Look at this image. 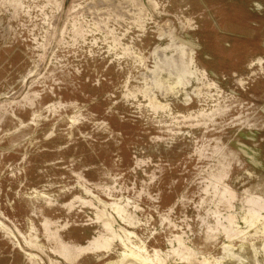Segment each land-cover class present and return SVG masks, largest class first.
<instances>
[{
    "label": "rangeland",
    "instance_id": "1",
    "mask_svg": "<svg viewBox=\"0 0 264 264\" xmlns=\"http://www.w3.org/2000/svg\"><path fill=\"white\" fill-rule=\"evenodd\" d=\"M0 264H264V0H0Z\"/></svg>",
    "mask_w": 264,
    "mask_h": 264
}]
</instances>
